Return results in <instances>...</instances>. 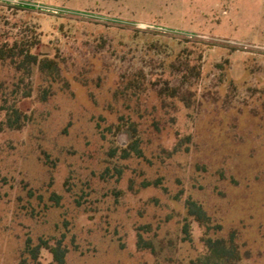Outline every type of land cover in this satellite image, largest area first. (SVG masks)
<instances>
[{"label":"rangeland","instance_id":"374dc122","mask_svg":"<svg viewBox=\"0 0 264 264\" xmlns=\"http://www.w3.org/2000/svg\"><path fill=\"white\" fill-rule=\"evenodd\" d=\"M14 41L58 67H29L19 99L23 74L0 60V264H38L23 252L41 238L66 264H190L205 228L187 199L264 264V0H0V46ZM130 77L139 93L115 99ZM14 102L32 116L18 130ZM121 115L143 156L108 155Z\"/></svg>","mask_w":264,"mask_h":264},{"label":"trees","instance_id":"16d2710c","mask_svg":"<svg viewBox=\"0 0 264 264\" xmlns=\"http://www.w3.org/2000/svg\"><path fill=\"white\" fill-rule=\"evenodd\" d=\"M35 44H37V41L27 45L25 43L19 44L17 41H14L12 44L5 42L0 46V60H9L10 64L23 74L22 77L19 78V82L16 84V90H19V93L22 89L24 90L21 92V97L19 99L31 96V87L29 86V82L26 83L27 78L29 77H25L30 73L29 67L36 64L42 70H50L51 72L58 67L55 60L50 59L47 56L40 57L33 53L31 48ZM186 64L187 69H189L193 75H200V67H197L196 65L190 66L189 62ZM138 77H130L125 81L123 80L121 87L114 93L115 99L137 95L142 85ZM47 92L48 89H45V92L41 95L43 100L47 98ZM158 95L162 100H165L167 97L173 99L180 98L179 89L176 87H166L165 89H161L158 91ZM31 118L32 116L30 114L24 112L18 104L14 102L7 107V119L5 125L7 128L18 130L23 128ZM107 131L112 134L114 144V146L108 151L110 157H114L117 154L123 159H127L132 155L139 157L143 156L141 145L142 138L139 132L138 123L135 120L121 115L118 123H112V125L107 127ZM121 133H126L128 136V142L126 145H119L116 142V138ZM145 185H150V183L147 182ZM186 208L188 215L205 228V236L203 237L205 251L200 256L192 259L190 264H245L244 259L250 257V252L242 250L235 229L231 230L227 236L217 235L222 230V226L212 224L210 216L200 203L193 199H187ZM190 229V223H185L183 226V232L188 236L187 238L191 235ZM211 232L213 233L211 234ZM137 244L141 249H154V244L151 241L145 240L140 232L138 233ZM43 251L49 252L52 256V260L48 264H66L69 249L63 244L61 239L51 242L49 239L41 238L36 245L32 244L29 239L23 254H28L33 262L40 264V258ZM27 262L26 258L21 260V264H26Z\"/></svg>","mask_w":264,"mask_h":264}]
</instances>
